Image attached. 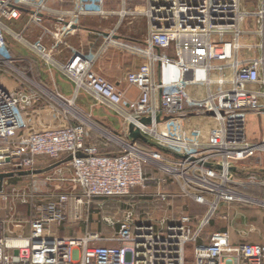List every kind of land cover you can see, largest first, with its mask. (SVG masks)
Wrapping results in <instances>:
<instances>
[{
    "label": "built area",
    "instance_id": "obj_1",
    "mask_svg": "<svg viewBox=\"0 0 264 264\" xmlns=\"http://www.w3.org/2000/svg\"><path fill=\"white\" fill-rule=\"evenodd\" d=\"M107 1L0 0L3 54L11 50L8 37L23 43L74 82L75 99L87 93L122 121L120 133L107 131L79 111L75 99L57 95L45 109L61 123L32 126L31 103L3 86L4 69L13 65L0 56V175H10L0 180V197L19 198L31 210L28 238L6 235L0 221V264H187L188 246L193 264H264V243L233 244L228 229L209 231L219 216L229 221L235 203L264 205L243 191L264 188V138L249 128L251 115L264 120V0H117L115 9ZM94 16L119 18L102 51L116 47L144 60L124 79L140 91L134 102L97 74L98 54L69 43L83 19ZM138 18L145 21L143 40L121 37L118 31L131 23L124 22ZM20 22L23 30L15 32ZM31 28L40 30L32 42L26 39ZM65 51L66 61H56ZM131 126L144 140L130 139ZM103 141L121 152L101 153ZM39 157L60 163L54 173L71 168L73 189L38 203L53 180L38 172ZM22 173L30 176L28 192L11 187ZM149 189L154 191L146 194ZM146 196L167 209L182 200L202 212L167 211L155 222L147 212L130 210L118 224L105 219L108 237L99 231L60 236L51 229L88 223L99 200Z\"/></svg>",
    "mask_w": 264,
    "mask_h": 264
},
{
    "label": "crops",
    "instance_id": "obj_2",
    "mask_svg": "<svg viewBox=\"0 0 264 264\" xmlns=\"http://www.w3.org/2000/svg\"><path fill=\"white\" fill-rule=\"evenodd\" d=\"M117 0H108V9H115ZM113 20L117 21L113 24ZM130 24L122 26L119 34L121 37L131 39L136 43H140L146 35V26L142 25V20L132 19ZM128 21V22H129ZM144 21V20H143ZM84 26L81 27L79 35L70 37L69 43L74 47H83L84 53L88 55L98 54V62L95 66V71L98 75L104 77L109 82L115 84L117 88L123 91L126 98L134 102L140 96V91L134 86H129L125 81V77L129 72L138 70L143 64L144 60L128 51L120 48L110 47L102 51L103 44L106 38L105 33H101L100 29L104 26L109 33L113 32L118 25L119 18L111 16L102 18L98 16L87 17L83 19ZM127 22V23H128ZM138 22L140 24H138ZM24 22L18 23L15 27V32L23 30ZM145 24V21H144ZM40 30L36 28L33 30L31 36L27 41L32 42L37 39ZM137 34L139 37L130 38V34ZM10 45V53L3 54L0 51V56L12 61L13 67H6L4 69L3 86L10 92H14L18 97L26 99L30 102L27 108L29 121L32 126L36 128L46 126H57L60 120L54 114L45 109L47 106L55 104V97L57 95L63 96L67 101L75 99V84L65 76L57 67H52L41 60L31 49L23 43L8 37ZM47 45L50 44L49 39L46 40ZM68 52L64 55H55L54 58L59 63H64L67 59ZM7 71L12 72L13 78H8ZM32 74L31 77H23V75ZM75 106L94 118V121L105 130L120 133L122 121L107 106L98 104L87 93L81 92L75 99ZM253 119L252 124L259 131L250 129L252 135L258 138H264V120L251 115ZM73 120L69 121L70 123ZM62 164V163H61ZM60 165L58 162L52 161L48 157H39L37 159L38 172H48L51 174L52 181L49 185L43 188V196L38 199L39 202H47L53 200L54 196L59 193L69 192L73 189L74 184L71 182L73 172L71 168L64 167L61 173H54L53 167ZM51 171V172H50ZM254 172V170L241 172L243 175ZM53 173V174H52ZM240 173V174H241ZM30 176L28 174H20L13 177L11 180L12 190L16 192H28L30 190ZM245 194L264 201V191L254 188H247ZM13 192V191H12ZM0 221L5 223V233L13 239H24L31 235V226L29 223L31 217L30 207L23 204L19 198H11L8 201L0 197ZM189 212H195L202 209L196 208L192 204H188ZM23 209H27L23 212ZM29 210V211H28ZM193 211V212H194ZM222 209L220 214L225 213ZM229 221L223 220L219 216L214 225L209 230L212 232L229 230L231 241L233 244H262L264 243V205H246L234 206L229 210ZM51 229L61 236L62 228L51 227ZM65 236V235H63ZM69 236V235H68ZM14 256L15 255L14 252ZM17 261V258H16Z\"/></svg>",
    "mask_w": 264,
    "mask_h": 264
},
{
    "label": "rangeland",
    "instance_id": "obj_3",
    "mask_svg": "<svg viewBox=\"0 0 264 264\" xmlns=\"http://www.w3.org/2000/svg\"><path fill=\"white\" fill-rule=\"evenodd\" d=\"M139 20H142V25L144 26V21L142 18H138ZM129 20L125 21L124 24H126ZM113 24H116L117 21L113 20ZM138 24H140L138 22ZM35 30V28H31L32 32ZM101 33H105V35L110 34L107 30H105L104 26H102V29H100ZM121 32V29L118 31V33ZM130 38H136L139 37L137 34L131 33ZM43 62L44 60L41 59ZM8 78L12 79L13 76L12 72L7 71ZM31 73L28 75H23V77H31ZM12 77V78H11ZM76 108L80 111V108L76 106ZM84 113V111H83ZM85 115V114H84ZM195 121H200L199 119H194ZM249 128H253L255 131H259V128H255L253 126L252 122L253 119L249 118ZM94 121V118L92 119ZM95 122V121H94ZM85 123V122H84ZM87 124V123H86ZM102 127V126H101ZM264 189V188H263ZM140 192V190H138ZM153 189L146 190V194H151L150 192H153ZM234 206H245L242 203H235L232 205V208ZM27 210V209H26ZM23 209V212L26 211ZM133 210L135 211V214H141L148 213L150 216H148L149 219H153V221L157 222L160 217L165 215V213L168 211V213H172L174 216L180 215L183 212L190 211V208L185 207L183 205L182 200H178L175 204V207L173 209H167V207L164 206V204L158 202L156 199L146 196V197H136V198H124V199H103L95 202L91 206V213L89 217L88 223H82V224H67V227H64L61 230V236L65 235L68 237H82L85 233V231H99L102 233L103 237H108L112 234V230L107 226V223H105V219H109L112 222L118 224V222H121L125 218V214ZM29 211V210H28ZM194 210H192L193 212ZM195 212V211H194ZM138 214V215H139ZM147 218V219H148ZM150 221V220H148ZM152 221V220H151ZM211 229V228H210ZM209 229V230H210ZM191 246L187 247L186 251V260L187 264H193L194 263V256L193 251L190 248Z\"/></svg>",
    "mask_w": 264,
    "mask_h": 264
},
{
    "label": "trees",
    "instance_id": "obj_4",
    "mask_svg": "<svg viewBox=\"0 0 264 264\" xmlns=\"http://www.w3.org/2000/svg\"><path fill=\"white\" fill-rule=\"evenodd\" d=\"M98 124V123H97ZM100 125V124H99ZM141 145L143 146H149V147H152V144H145L144 142L142 141H139ZM99 143V146H100V149H101V153L103 154H107V155H117L119 154L121 151L119 150L118 147H116L115 145L113 144H107L105 141L103 142H98ZM251 187V186H249ZM249 187H245L243 188V191L245 192V190H248L247 188ZM251 188H254V189H259V190H263V188H260V187H251ZM215 222H213L212 226L214 225ZM211 226V227H212ZM64 230V229H63Z\"/></svg>",
    "mask_w": 264,
    "mask_h": 264
},
{
    "label": "water",
    "instance_id": "obj_5",
    "mask_svg": "<svg viewBox=\"0 0 264 264\" xmlns=\"http://www.w3.org/2000/svg\"><path fill=\"white\" fill-rule=\"evenodd\" d=\"M158 121H160V119H158ZM130 131H131V135H130V139L135 142L139 139H142L144 140V138L141 136L140 132L138 129H135L133 126H131L130 128ZM9 161V159L7 160ZM233 172L235 173H241L242 171L240 170H237L236 168L233 169ZM10 175L8 176H5V175H0V180H2L4 177H9ZM15 255L18 256V251H15Z\"/></svg>",
    "mask_w": 264,
    "mask_h": 264
},
{
    "label": "bare ground",
    "instance_id": "obj_6",
    "mask_svg": "<svg viewBox=\"0 0 264 264\" xmlns=\"http://www.w3.org/2000/svg\"><path fill=\"white\" fill-rule=\"evenodd\" d=\"M68 109H70L71 110V108H69L68 107ZM72 111V110H71ZM82 120L85 122V123H87L89 126H92V124L88 121V120H86V119H84V118H82ZM103 134H105L107 137H111L108 133H104V132H102ZM21 243H23V240H15V244H21Z\"/></svg>",
    "mask_w": 264,
    "mask_h": 264
}]
</instances>
